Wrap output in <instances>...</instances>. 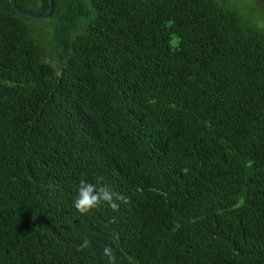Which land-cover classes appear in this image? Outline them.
<instances>
[{"label":"trees","instance_id":"obj_1","mask_svg":"<svg viewBox=\"0 0 264 264\" xmlns=\"http://www.w3.org/2000/svg\"><path fill=\"white\" fill-rule=\"evenodd\" d=\"M237 3L55 0L37 34L0 0V264H264V29ZM82 179L131 202L82 215Z\"/></svg>","mask_w":264,"mask_h":264},{"label":"clouds","instance_id":"obj_2","mask_svg":"<svg viewBox=\"0 0 264 264\" xmlns=\"http://www.w3.org/2000/svg\"><path fill=\"white\" fill-rule=\"evenodd\" d=\"M130 202L129 197L116 192L110 185L93 184L82 179L73 206L80 214L84 215L99 208L102 204H106L113 211H119L121 203L129 204ZM88 246L89 241L85 239L79 250L83 251ZM103 255L108 258L109 264H116L115 250L110 245L103 248Z\"/></svg>","mask_w":264,"mask_h":264},{"label":"rangeland","instance_id":"obj_3","mask_svg":"<svg viewBox=\"0 0 264 264\" xmlns=\"http://www.w3.org/2000/svg\"><path fill=\"white\" fill-rule=\"evenodd\" d=\"M238 7L244 14H251L255 17L258 25L264 29V0H236ZM29 26L35 33H48L49 23L45 20L31 19L28 21ZM48 46V45H47Z\"/></svg>","mask_w":264,"mask_h":264},{"label":"water","instance_id":"obj_4","mask_svg":"<svg viewBox=\"0 0 264 264\" xmlns=\"http://www.w3.org/2000/svg\"><path fill=\"white\" fill-rule=\"evenodd\" d=\"M17 1L18 0H10V3L12 5V7L15 9L16 12H18L20 15L28 17V18H32V19H39V20H45L48 19L54 12V6H55V0H50V7H49V11L46 14L40 15V14H33V13H29L24 11L23 9H21L18 5H17Z\"/></svg>","mask_w":264,"mask_h":264}]
</instances>
